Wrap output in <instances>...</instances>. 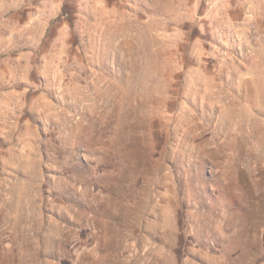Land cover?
<instances>
[{"label": "rangeland", "instance_id": "374dc122", "mask_svg": "<svg viewBox=\"0 0 264 264\" xmlns=\"http://www.w3.org/2000/svg\"><path fill=\"white\" fill-rule=\"evenodd\" d=\"M0 264H264V0H0Z\"/></svg>", "mask_w": 264, "mask_h": 264}]
</instances>
